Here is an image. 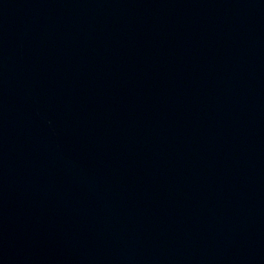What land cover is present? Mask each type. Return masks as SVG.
I'll list each match as a JSON object with an SVG mask.
<instances>
[{"label": "water", "instance_id": "water-1", "mask_svg": "<svg viewBox=\"0 0 264 264\" xmlns=\"http://www.w3.org/2000/svg\"><path fill=\"white\" fill-rule=\"evenodd\" d=\"M0 264H264V0H0Z\"/></svg>", "mask_w": 264, "mask_h": 264}]
</instances>
